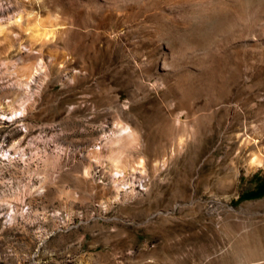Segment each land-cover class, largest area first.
<instances>
[{"label": "rangeland", "instance_id": "obj_1", "mask_svg": "<svg viewBox=\"0 0 264 264\" xmlns=\"http://www.w3.org/2000/svg\"><path fill=\"white\" fill-rule=\"evenodd\" d=\"M204 1L0 0L56 32L0 41V264H264V39L230 25L264 0Z\"/></svg>", "mask_w": 264, "mask_h": 264}, {"label": "bare ground", "instance_id": "obj_2", "mask_svg": "<svg viewBox=\"0 0 264 264\" xmlns=\"http://www.w3.org/2000/svg\"><path fill=\"white\" fill-rule=\"evenodd\" d=\"M126 1V0H125ZM136 1V0H135ZM141 1V0H140ZM235 2H237L236 0H234ZM173 4L175 5H184V6H187V7H190L191 9H194L197 11V13H200V14H209L212 13L213 10H215V8H218V7H215L212 2H206L204 0H173ZM255 5V4H254ZM250 6V7H247V11L243 14H236V16L234 17V19L232 20V22L230 23L231 27L234 25V27H237L236 25H240L242 24L243 25V33L244 35L241 38V41L242 39L243 40H255L257 42H260L264 39V34L262 32H259L260 29H258L257 27H253L251 28L250 26V21L256 17H258L260 14V11H259V6L258 5H255V6ZM189 8V10H190ZM194 10V11H195ZM222 10V9H221ZM224 10V9H223ZM228 11V9H226ZM224 10V11H226ZM193 15L195 12H192ZM234 14V13H233ZM259 14V15H258ZM199 15V14H198ZM208 16V15H207ZM231 16V15H230ZM23 17V16H22ZM229 25V26H230ZM12 26V25H11ZM40 26V22L37 18V16L35 17L34 20L32 21H26V22H18L17 24V28H18V32L13 29L12 27H9L7 26V24L5 26L2 25V23L0 22V41L1 40H5V39H13V34L16 33L17 34H20V37H24V36H27L31 39H33V41L35 40V43H33L30 47L33 48L34 45H39L40 47V51L42 52L43 48L45 47L46 45V42H47V39L49 40L50 37H53L55 36V31L53 29H47V28H41L39 27ZM42 26V25H41ZM254 26V25H253ZM233 27V29H234ZM232 29V30H233ZM258 29V30H257ZM21 30V31H20ZM250 32L254 34V36H250ZM18 36V35H17ZM58 36V35H57ZM46 40V42H45ZM264 41V40H263ZM203 42V41H202ZM197 43V42H196ZM12 44V43H11ZM4 45V44H3ZM8 45V44H7ZM194 46V45H193ZM38 47V46H37ZM190 47V46H189ZM0 48L1 47V42H0ZM29 48V50L31 49ZM196 48H191L189 49L190 51H194ZM205 49V48H204ZM208 49V48H207ZM39 51V50H38ZM182 51V50H181ZM196 52V51H195ZM204 53H207V51L203 52V55ZM181 54V53H180ZM209 55V54H208ZM205 56V55H204ZM207 56V55H206ZM28 77V76H27ZM24 79V78H23ZM22 79V77H19L16 79V84L24 81ZM122 138V137H121ZM247 141V140H246ZM248 144V143H247ZM249 145V144H248ZM120 170L117 169V172L119 173Z\"/></svg>", "mask_w": 264, "mask_h": 264}, {"label": "trees", "instance_id": "obj_3", "mask_svg": "<svg viewBox=\"0 0 264 264\" xmlns=\"http://www.w3.org/2000/svg\"><path fill=\"white\" fill-rule=\"evenodd\" d=\"M264 193V186H258L254 190H249L240 195V198L256 197Z\"/></svg>", "mask_w": 264, "mask_h": 264}]
</instances>
